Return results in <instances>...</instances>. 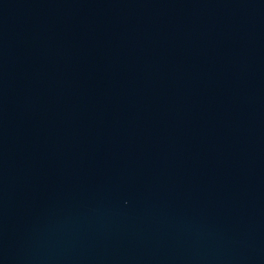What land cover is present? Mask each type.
Masks as SVG:
<instances>
[{"label": "water", "instance_id": "water-1", "mask_svg": "<svg viewBox=\"0 0 264 264\" xmlns=\"http://www.w3.org/2000/svg\"><path fill=\"white\" fill-rule=\"evenodd\" d=\"M0 264H264V0H0Z\"/></svg>", "mask_w": 264, "mask_h": 264}]
</instances>
